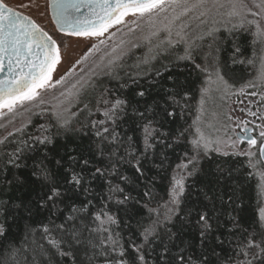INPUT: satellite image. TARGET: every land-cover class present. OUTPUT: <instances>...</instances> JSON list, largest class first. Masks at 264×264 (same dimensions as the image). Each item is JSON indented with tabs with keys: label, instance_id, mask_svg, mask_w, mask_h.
I'll list each match as a JSON object with an SVG mask.
<instances>
[{
	"label": "snow or ice",
	"instance_id": "1",
	"mask_svg": "<svg viewBox=\"0 0 264 264\" xmlns=\"http://www.w3.org/2000/svg\"><path fill=\"white\" fill-rule=\"evenodd\" d=\"M32 7L0 0V119L47 113L0 156V264H264V204L249 224L244 202L251 180L264 195V0H45L59 36Z\"/></svg>",
	"mask_w": 264,
	"mask_h": 264
},
{
	"label": "trees",
	"instance_id": "2",
	"mask_svg": "<svg viewBox=\"0 0 264 264\" xmlns=\"http://www.w3.org/2000/svg\"><path fill=\"white\" fill-rule=\"evenodd\" d=\"M136 51V50H134ZM232 52V48H231V42H228V44L224 47V50L222 52V56L224 57L225 60H227L229 58V56L231 55ZM176 54H179V52H177ZM247 54L250 55L251 54V48L247 49ZM143 55V51H136V56L133 57V60L129 61V65L133 64V61L135 59H137L138 57ZM168 56L169 54H165L163 56H159V60L160 63L163 64H167L168 63ZM155 63V61L153 62ZM159 67V65H157ZM183 66V65H182ZM184 67V73L183 75L187 77V81H188V85L192 91V95L195 97V99H192L189 101V109L190 110H186L185 112H183L182 114L177 111V114L174 118H170L174 120V123L168 125V127H170L171 129H173L174 131L182 126H186V121L188 123H191V120L193 118V116L195 115V107H196V101L198 100V94L196 92V89L198 88L199 85V79H198V74L196 72V70L194 69V67L192 65H186L183 66ZM236 67H240L239 65H237ZM127 71H135L136 69L134 67H129L126 68ZM165 75H167V73H165ZM100 79H102L104 81V84L114 90V91H122L119 89L118 87V83L115 80H112L108 77H100ZM129 96H131V91L129 90L127 93ZM95 118V117H93ZM102 118V117H101ZM47 120V113L44 114H36L34 115V118L32 119L31 123L28 125V127L25 129L24 133H18L16 134V139L13 140V138L11 137L10 139H8L9 141H13L11 143H8L6 141L7 144V148L5 149L4 145H0V156L3 155V151H12L14 148H16L17 146H21L20 141L23 139H26L29 135H36V126H38L39 124L45 123ZM180 154V149H177V152L174 153L172 155V159L173 161L176 160L177 155ZM215 155V154H213ZM217 160H221V161H227V163H225V167H229L232 164H235L237 161H243L246 160L244 157H217ZM213 167L215 166L214 164L212 165ZM207 167V165H206ZM166 183V182H165ZM256 183L257 181L251 180L249 182V184L245 187L244 189V202H245V207L247 208V211L245 213V221L249 224H251L253 218L256 216V208H257V202H261L260 200V195L258 192V189L256 187ZM164 187L165 185H161L160 189H158V191L161 192V194H164ZM225 210H227V200H225ZM15 231V230H13Z\"/></svg>",
	"mask_w": 264,
	"mask_h": 264
},
{
	"label": "rangeland",
	"instance_id": "3",
	"mask_svg": "<svg viewBox=\"0 0 264 264\" xmlns=\"http://www.w3.org/2000/svg\"><path fill=\"white\" fill-rule=\"evenodd\" d=\"M7 2L10 5H19L20 3H24V4L31 3L33 5L31 11L29 9H19V10L23 11L24 13L28 15H31L34 19L37 20L38 23H40L42 26L46 27L47 30L52 32L54 36H59L58 33H55L53 31L54 26L50 24V17L48 15L45 17V16H41L38 14V12L42 13L44 11L45 0H7ZM37 4L40 6L39 9L35 7V5ZM34 13H36V16L33 15ZM62 39H63L64 44L68 45L67 49H62V55L71 56L73 59L77 58L83 50H86L85 46L88 44V41H85L83 38H79L75 36H64L62 37ZM142 51L144 52L146 51V49H142ZM165 54H168V53H162L159 56H163ZM179 54L181 53L179 52ZM64 70H65V65H61L59 67V72L55 74L56 77L58 78V75L62 73ZM78 70L79 69H77V71ZM233 100H235V97L233 98ZM245 103H247V101H245ZM240 106L241 105H237V107H240ZM206 107L208 109V114H210L211 111L216 107V105L213 104L212 101H208ZM44 113L46 112L42 113L40 112L39 108L33 107L31 109V112H22L21 114H18L17 116L13 117L11 122H9V119L7 117L0 119V125H4V127H0V139H3L5 136H7L8 131L15 132L16 128H19L24 124H28L29 119L32 121V119L34 118V115L44 114ZM236 115H242V114L237 112ZM236 132H239V129H236ZM233 135H235V133H233ZM10 138L11 137H9L8 139ZM241 147L247 148V144L245 143L241 145ZM260 200H261V203L264 204V195H260Z\"/></svg>",
	"mask_w": 264,
	"mask_h": 264
},
{
	"label": "flooded vegetation",
	"instance_id": "4",
	"mask_svg": "<svg viewBox=\"0 0 264 264\" xmlns=\"http://www.w3.org/2000/svg\"><path fill=\"white\" fill-rule=\"evenodd\" d=\"M23 14H26V13H24L23 11H21ZM26 15H28V14H26ZM34 16H36V13H34L33 14ZM49 17H50V14L48 15ZM253 135H255V133H253Z\"/></svg>",
	"mask_w": 264,
	"mask_h": 264
},
{
	"label": "water",
	"instance_id": "5",
	"mask_svg": "<svg viewBox=\"0 0 264 264\" xmlns=\"http://www.w3.org/2000/svg\"><path fill=\"white\" fill-rule=\"evenodd\" d=\"M50 20H51V16H50ZM54 26V25H53Z\"/></svg>",
	"mask_w": 264,
	"mask_h": 264
}]
</instances>
